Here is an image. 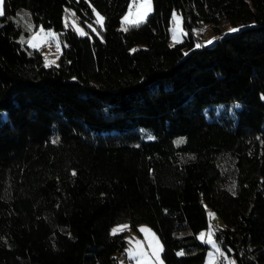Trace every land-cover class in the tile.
I'll use <instances>...</instances> for the list:
<instances>
[{
  "label": "trees",
  "instance_id": "trees-1",
  "mask_svg": "<svg viewBox=\"0 0 264 264\" xmlns=\"http://www.w3.org/2000/svg\"><path fill=\"white\" fill-rule=\"evenodd\" d=\"M130 2L5 0L0 264H130L120 222L148 223L165 264H205L208 208L227 254L264 264V0H153L123 26ZM174 10L186 34L171 44ZM23 18L60 32L58 64L21 42ZM202 24L218 37L196 46Z\"/></svg>",
  "mask_w": 264,
  "mask_h": 264
},
{
  "label": "rangeland",
  "instance_id": "rangeland-1",
  "mask_svg": "<svg viewBox=\"0 0 264 264\" xmlns=\"http://www.w3.org/2000/svg\"><path fill=\"white\" fill-rule=\"evenodd\" d=\"M141 0H136V3H133V0H131L130 6H132V14H129V8L127 12L122 17V24L123 26H127L130 23V21L135 20L140 17L142 13L146 11L145 8L140 7ZM153 10V0H151V9L147 10V14L144 15L141 19V22L146 20L147 16L150 14V12ZM103 17V23H98V16ZM129 16V22H125L124 17ZM175 17V18H174ZM95 22L90 23L91 28L99 33L102 34V30L104 29V16L99 13L98 11L95 12ZM179 20V24L177 23V19ZM24 23L28 27L30 24L26 18H23ZM65 21L67 24H71L73 28L77 30V28L82 29L84 33L88 34L90 33V30L87 28L86 25L81 23L76 17H74L73 14L68 13L66 15ZM221 31L223 34L230 33V29H240L241 25H233L228 20H223L220 24ZM43 28L44 33L51 32L54 35V37H48L45 36L43 33H41V40L34 41V43H38L40 45L39 50L43 53V62L45 64V56H47L49 61H55L54 64H58L60 62V57L63 50V43L60 36V32L52 29V28H45L43 26H39L36 28H32L31 31H29V34L23 35L21 39L27 41L32 37L34 33H38L39 30ZM79 34L80 32L77 31ZM195 35L198 37V40L196 42V46L205 45V44H212L216 41L218 35L215 33L213 26L211 24H202L201 26H198L194 29ZM186 34V31L183 27V16L178 10L173 11V19H172V26H171V38L170 43L176 44L184 39V36ZM211 42V43H210ZM57 43L60 45L59 51L57 50ZM29 45V44H28ZM32 49H37L34 47H31ZM208 214H209V226L205 229H202L198 233V237L201 241L205 242V240L208 238V234L211 233V239L215 242V247L211 243H207L209 245L207 257L205 260V264H210V257L212 261H214V264H219V258L220 255L226 256L225 260L227 264H237L236 260L229 256L227 252L221 247L219 242L216 240L214 236V229L216 227H225L226 223L222 219V217L213 209L208 208ZM126 226V227H125ZM139 230L135 231L131 228L130 224L127 222H120L113 226V229L122 228V230L118 231H125V235L127 237V247H126V254L131 260L130 264H165L162 258V250L160 249L162 246V240L159 236V234L146 222L141 223L139 226ZM141 229H148L150 231L145 232L141 231ZM140 232V233H139ZM201 233H205L204 239L201 238ZM143 234V237L142 235ZM144 239L147 240V244L150 246L151 251L153 253V257L151 259V263L146 262L142 257L141 261L137 259L138 254H140V249H146V244L144 242ZM206 243V242H205ZM217 248L219 251H217ZM131 250V253H130ZM161 257V258H160ZM123 254L120 255V264H126L125 261L122 259ZM162 259V260H161ZM217 260V261H216Z\"/></svg>",
  "mask_w": 264,
  "mask_h": 264
},
{
  "label": "snow or ice",
  "instance_id": "snow-or-ice-1",
  "mask_svg": "<svg viewBox=\"0 0 264 264\" xmlns=\"http://www.w3.org/2000/svg\"><path fill=\"white\" fill-rule=\"evenodd\" d=\"M133 3L135 4L136 3V0H133ZM4 4H5V0H0V16H4L5 15ZM139 6L145 8L146 11L144 13H142L139 18L130 21V23H132L133 25H138L141 22L142 17L147 14V10H150L151 9V0H141V3H140ZM132 11H133L132 6H130V8H129V14H132ZM97 16H98V21L97 22L102 24L103 23V17H100L99 14H97ZM176 19H177V23L179 24L178 18H176ZM124 20H125V22H129V16L126 15L124 17ZM33 27H35V26L29 24L28 25L29 31H31ZM89 27H91V26H89ZM124 30L127 31L128 29L125 28ZM77 31H79L81 35H85L86 34V33L83 32L82 29H79V28H77ZM230 31L236 32V31H239V29L233 28V29H230ZM41 33H43L45 36H48V37H54V35H55V34H53L51 32L44 33L43 28H41L39 30V32L38 33H34L30 39H28L27 41H25L22 38V41L21 42L22 43L29 44L30 47H34V48L39 49L40 45L38 43H34V41H38V40H41L42 39ZM59 49H60V45H59V43H57V50L59 51ZM54 63H55V61H49L48 58H47V56H45V66L46 67H50ZM177 143L178 144L179 143H183V140H179V141H177ZM73 175H75V172H73ZM120 230H122V228L113 229V235H115ZM141 231L148 232L150 230H148V229H141ZM204 237H205V233H201V238L204 239ZM205 242L206 243H211L215 247V242L211 239V233L208 234V238L205 240ZM217 251H219L218 248H217ZM130 253H131V250H130ZM179 254L180 255H183L182 252L179 253ZM210 264H214V261H212L211 257H210Z\"/></svg>",
  "mask_w": 264,
  "mask_h": 264
},
{
  "label": "crops",
  "instance_id": "crops-1",
  "mask_svg": "<svg viewBox=\"0 0 264 264\" xmlns=\"http://www.w3.org/2000/svg\"><path fill=\"white\" fill-rule=\"evenodd\" d=\"M140 233V232H139ZM143 237V234H141ZM144 242L146 244V249H140V254H138L137 259H139L141 261V257L148 263H151V259L154 256L150 246L147 244V240L144 239ZM162 250V246L160 248ZM161 258V257H160ZM162 260V259H161ZM164 261V260H163Z\"/></svg>",
  "mask_w": 264,
  "mask_h": 264
},
{
  "label": "built area",
  "instance_id": "built-area-1",
  "mask_svg": "<svg viewBox=\"0 0 264 264\" xmlns=\"http://www.w3.org/2000/svg\"><path fill=\"white\" fill-rule=\"evenodd\" d=\"M219 264H225V256L224 255H220V258H219Z\"/></svg>",
  "mask_w": 264,
  "mask_h": 264
},
{
  "label": "bare ground",
  "instance_id": "bare-ground-1",
  "mask_svg": "<svg viewBox=\"0 0 264 264\" xmlns=\"http://www.w3.org/2000/svg\"><path fill=\"white\" fill-rule=\"evenodd\" d=\"M225 264H227L226 260H225Z\"/></svg>",
  "mask_w": 264,
  "mask_h": 264
}]
</instances>
